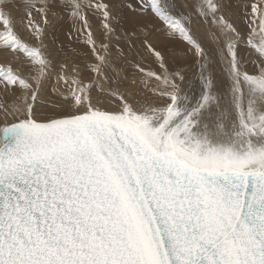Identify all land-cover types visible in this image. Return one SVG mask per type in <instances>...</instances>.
Returning <instances> with one entry per match:
<instances>
[{"label": "snow or ice", "instance_id": "snow-or-ice-1", "mask_svg": "<svg viewBox=\"0 0 264 264\" xmlns=\"http://www.w3.org/2000/svg\"><path fill=\"white\" fill-rule=\"evenodd\" d=\"M0 264H264V0H0Z\"/></svg>", "mask_w": 264, "mask_h": 264}]
</instances>
